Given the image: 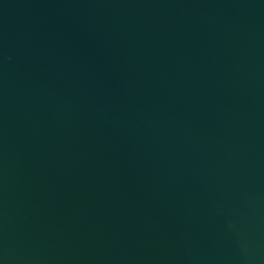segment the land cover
<instances>
[{
	"label": "water",
	"instance_id": "95a60500",
	"mask_svg": "<svg viewBox=\"0 0 264 264\" xmlns=\"http://www.w3.org/2000/svg\"><path fill=\"white\" fill-rule=\"evenodd\" d=\"M0 264H264V0H0Z\"/></svg>",
	"mask_w": 264,
	"mask_h": 264
}]
</instances>
